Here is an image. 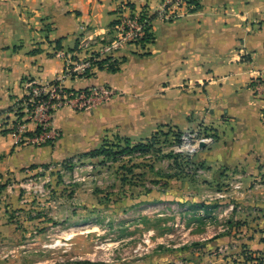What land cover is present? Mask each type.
<instances>
[{
	"label": "crops",
	"instance_id": "crops-1",
	"mask_svg": "<svg viewBox=\"0 0 264 264\" xmlns=\"http://www.w3.org/2000/svg\"><path fill=\"white\" fill-rule=\"evenodd\" d=\"M164 1L0 0V264H53L27 259L24 252L46 244L22 240L42 235L36 225L46 216L34 213L31 191L42 175L113 136L136 145L166 126L212 132L215 141L195 156L205 181L227 183L230 173L246 188L247 208L231 216L237 220H229V231L221 224V233L198 245L194 264H247V250L264 258V98L255 89L264 75V0H197L194 11L183 7L174 20L155 19L153 41L122 50L118 70L63 81L73 89L111 87L109 100L59 108L52 130L37 141H27L36 122L27 121L21 137L12 129L11 107L24 94L23 82L59 78L65 70L59 53L73 54L83 26L106 36L124 4L156 11Z\"/></svg>",
	"mask_w": 264,
	"mask_h": 264
},
{
	"label": "rangeland",
	"instance_id": "rangeland-1",
	"mask_svg": "<svg viewBox=\"0 0 264 264\" xmlns=\"http://www.w3.org/2000/svg\"><path fill=\"white\" fill-rule=\"evenodd\" d=\"M163 130L153 143L145 140L144 149L126 153L121 151L128 143L113 136L103 146L118 152L117 159L91 151L42 175L40 186L35 191L31 187L37 198L34 213L40 209L46 216L44 224H35L42 235L34 231L22 240L46 245L28 249L27 259L194 264L196 254L202 253L196 251L199 244L221 233V224L223 232L229 231L231 216L247 208L246 188L230 173L227 183L205 181V168L195 159L203 147L191 145V138L179 143V129L173 126Z\"/></svg>",
	"mask_w": 264,
	"mask_h": 264
},
{
	"label": "built area",
	"instance_id": "built-area-1",
	"mask_svg": "<svg viewBox=\"0 0 264 264\" xmlns=\"http://www.w3.org/2000/svg\"><path fill=\"white\" fill-rule=\"evenodd\" d=\"M191 11L197 5L193 0H168L162 2L156 11L149 8H136L131 4H124L120 16L110 26L109 34L101 36L82 27L73 54L60 52L65 61L63 74L52 82L40 83L28 79L23 82L24 94L17 100L12 115L15 121L12 125L14 133L21 137L27 130V121L36 122L41 131L27 141H37L52 130V120L55 112L64 106L77 110L91 108L98 100H109L114 90L108 86H94L84 89L66 87L63 83L67 77L88 76L99 69L98 62L106 59L108 62L121 61L119 53L127 47L135 46L143 50L154 38V20H174L182 15L181 9ZM108 58V59H107ZM257 94L264 98V75L255 80ZM197 128L186 130L181 134L182 141L190 138L191 145L209 146L215 141L212 132H205ZM240 182H238V185ZM244 262L247 264H264V259L257 253L248 252Z\"/></svg>",
	"mask_w": 264,
	"mask_h": 264
},
{
	"label": "trees",
	"instance_id": "trees-1",
	"mask_svg": "<svg viewBox=\"0 0 264 264\" xmlns=\"http://www.w3.org/2000/svg\"><path fill=\"white\" fill-rule=\"evenodd\" d=\"M193 1L196 3L197 7L194 8V9H192L191 11H194V10H196V9L199 7V2H198L197 0H193ZM153 39H154V38H153ZM153 39H152L151 41H153ZM107 59H108V58H107ZM106 62H108L106 59H104V60H102V61H99V62H98V66H99V68H100V69H102V68H108L110 71H116V70H118V69L120 68V63H121V61H118L117 59L114 60V61H112V62L107 63V65L105 64ZM93 73H94V72H92V73L90 72V73L88 74V76H89V75H92ZM13 108H14V105L11 107V110H12ZM40 131H41L40 127H37V129H36V131H35L34 133H35V134H39ZM29 133H31V132H29ZM160 133H164V134H165L163 128H160L158 131H156V132L152 135V137L149 138L148 140H149L150 142L153 143L154 139H155V138L157 137V135L160 134ZM181 134H182V131H181V130H179V131L177 132V134H176L177 141H178L179 143L182 141L181 138H180V137H181ZM127 143H128V144H127V147H126L125 149H123V150L121 151V153H126L127 151H130V150H136V149H139V148L144 149V148L148 145V144H145L144 142H141L140 144H136V145H133V146L130 145V142L127 141ZM93 153H94L93 155H95V154H97V155H101V154H103V155L108 156V157L113 156V158L116 157L115 159H117L116 154H118V152H112V150L106 148V146H103V147H101V148H99V149L94 150ZM113 154H115V155H113ZM248 252H249V250L246 251V256H247L248 258H250L251 256H250V254H249ZM261 262H264V259H262Z\"/></svg>",
	"mask_w": 264,
	"mask_h": 264
}]
</instances>
